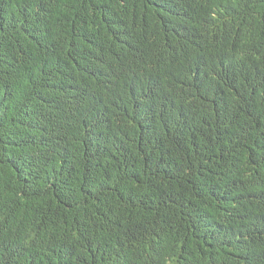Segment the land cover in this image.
<instances>
[{
	"label": "trees",
	"instance_id": "16d2710c",
	"mask_svg": "<svg viewBox=\"0 0 264 264\" xmlns=\"http://www.w3.org/2000/svg\"><path fill=\"white\" fill-rule=\"evenodd\" d=\"M0 264H264V0H0Z\"/></svg>",
	"mask_w": 264,
	"mask_h": 264
}]
</instances>
